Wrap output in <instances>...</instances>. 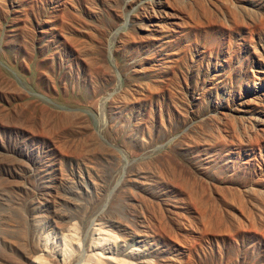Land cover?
<instances>
[{
    "label": "rangeland",
    "instance_id": "374dc122",
    "mask_svg": "<svg viewBox=\"0 0 264 264\" xmlns=\"http://www.w3.org/2000/svg\"><path fill=\"white\" fill-rule=\"evenodd\" d=\"M85 253L264 264V0H0V264Z\"/></svg>",
    "mask_w": 264,
    "mask_h": 264
},
{
    "label": "bare ground",
    "instance_id": "6f19581e",
    "mask_svg": "<svg viewBox=\"0 0 264 264\" xmlns=\"http://www.w3.org/2000/svg\"><path fill=\"white\" fill-rule=\"evenodd\" d=\"M134 2H135V1H134ZM145 6H146V5H145ZM145 6H144V7H145ZM147 6H148V5H147ZM144 7H143V8H144ZM144 10H145V9H144ZM144 14H145V13H144ZM144 16H145V15H144ZM86 253H87V252H86ZM86 253H85V254H86ZM83 255H84V254H83ZM86 255H87V254H86ZM84 257H86V260H85L86 262H85V263L88 264V263L90 262V260H91V255H90V256L87 255V256H84ZM80 260H81V259H80ZM74 262H75L74 264H77L76 261H74ZM81 262H84L83 259H82ZM80 264H83V263H80Z\"/></svg>",
    "mask_w": 264,
    "mask_h": 264
}]
</instances>
